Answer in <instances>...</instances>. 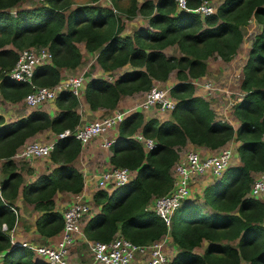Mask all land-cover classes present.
I'll list each match as a JSON object with an SVG mask.
<instances>
[{"label":"trees","instance_id":"1","mask_svg":"<svg viewBox=\"0 0 264 264\" xmlns=\"http://www.w3.org/2000/svg\"><path fill=\"white\" fill-rule=\"evenodd\" d=\"M18 1L0 0V92L6 99L19 101L32 89L30 83L8 76L18 51L30 46L47 45L52 53L51 63L36 68V85H53L60 80L59 67L77 66L82 61L80 41H84L86 50L96 52V61L105 70L127 62L135 67L112 80L89 77L84 95L91 109H113L121 95L146 91L154 80H166L176 70L177 81L169 91L177 101L169 118L145 117L137 109L118 124V137L109 146L110 162L135 173L129 182L111 191L102 188L94 192L93 201L100 210L86 220V238L108 241L120 233L133 243L148 244L169 231L179 246L169 264H264V201L248 194L256 173L264 170V0H221L216 11L204 17L192 10L201 0H188L189 9L178 13L174 0H144L139 5L137 0H130V5L123 8L119 0H112L114 7L127 16L136 12L148 16L151 28H139L132 36L121 35L120 13L109 6L70 7L71 0H43L34 7L16 8L12 14L10 7ZM252 17L261 29L254 36L243 67V93L233 105L239 124L234 127L216 117L209 100L195 93L190 78L206 72V59L213 54L231 59L244 39L243 26ZM169 44H177L182 54L167 55L163 49ZM54 101L59 110L53 115L36 107L6 122L0 114V158L4 160L0 184L1 264H50L34 260L29 247L11 243L9 231L16 221L11 206L16 207L13 200L19 192L40 211L35 220L38 232L51 236L63 226L54 194L57 190L76 193L83 188V174L72 164L82 144L71 134L56 139L49 154L56 165L31 182L23 184L22 166L12 159L35 133L50 129L58 135L80 123L76 110L79 100L73 92L62 91ZM137 131L154 139L155 145L145 149L133 136ZM232 138L240 142V163L228 166L204 187L203 197L211 212L197 203L183 202L175 210L169 230L148 204L171 188V167L180 148L190 142L215 149ZM2 222L7 230L1 229ZM204 241L203 252H196L194 248Z\"/></svg>","mask_w":264,"mask_h":264},{"label":"built area","instance_id":"2","mask_svg":"<svg viewBox=\"0 0 264 264\" xmlns=\"http://www.w3.org/2000/svg\"><path fill=\"white\" fill-rule=\"evenodd\" d=\"M174 1L178 9H189L188 0ZM216 8L214 0H201L192 10L204 17L207 14L214 13ZM51 62L52 53L47 45L30 46L18 51V57L9 70L8 76L16 80L26 81L32 85V89L22 99L28 107L36 108L47 101H54L62 91L70 90L78 97L84 90L86 84L85 73L70 75L65 79H60L53 85L34 84L33 76L36 68ZM169 88L168 86L155 87L153 85L145 91L144 98L137 106L138 109L171 111L175 107L177 99L170 94ZM241 95L233 99L231 106ZM130 112V110H114L107 115L80 123L73 130L65 129L58 136L71 134L81 144H85L92 138L117 128L118 124ZM133 136L143 143L145 149H150L155 145L154 139L145 137L140 131H137ZM115 139L114 136L106 138L102 145L109 147ZM54 142L36 139L27 141L12 155V159L23 160L36 156H49ZM232 154L233 149L228 145H223L218 151L210 154H201L197 150H188L185 153L180 151L178 159L171 167V188L164 194L154 196L150 200L148 208L163 218L168 228H170L175 210L191 194L192 181L200 175L221 176L225 169L230 166ZM1 170L2 165L0 166V173ZM133 176V171L127 167L112 166L102 171L97 177V189L103 188L111 191L115 186L129 182ZM2 178L3 176L0 174V184ZM248 194L264 201V170L256 173ZM11 209L17 217V208L11 206ZM61 213L63 226L59 231L60 236L55 244H37L31 241H21L18 244L29 247L35 254L41 255L50 264H69L66 258L68 249L74 242L76 234L81 231V223L89 218L91 206L85 200H75L64 208ZM1 226L3 230H7L5 222H2ZM160 239L148 244H136L120 233H116L108 241L86 238L92 250V259L87 264H169L171 259L164 250Z\"/></svg>","mask_w":264,"mask_h":264},{"label":"crops","instance_id":"3","mask_svg":"<svg viewBox=\"0 0 264 264\" xmlns=\"http://www.w3.org/2000/svg\"><path fill=\"white\" fill-rule=\"evenodd\" d=\"M137 1L139 5L144 0H137ZM217 1L219 3L221 2V0H217ZM89 5L109 6L112 7L118 13H120L123 22V29L121 31L122 32L121 34L124 36H132L135 30L142 27L151 28L147 15H144L143 13L140 12H136L131 16H127V13L125 11H122L114 7L112 0H91V3H89ZM178 12H181V9L176 8V13ZM78 46L82 52V61L75 67H65V66L59 67L61 74L60 79H65L70 75L86 73L85 76L86 81L89 77H103L112 80L118 74L135 68L134 66H132L130 63L127 62L122 66L117 67L113 70H105L97 63L96 52L95 51L90 52L86 50L84 41L78 42ZM163 51L167 55L179 56L182 54L177 44H169L166 47H164ZM240 52L241 51H239L238 54ZM211 56H209L206 59V63H207L206 72L200 77L206 75L210 76L209 71L211 69V63L209 62V59L211 58ZM234 57L235 56L227 60L228 62H230L229 64L230 67L232 68H236L231 63V60ZM218 60L219 62H226L223 61L222 59H218ZM221 66L222 65L218 63V67L221 68ZM176 81H177L176 70L174 69L169 73V76L166 80H154L153 85H165L171 87V85ZM193 83H195V81H193ZM209 83L211 84V82ZM211 88L212 87L209 86L208 84L205 85L203 89H200L199 92L195 91V93L209 100L210 105L214 110H215V105L217 107L218 106L222 107V109L227 108V105L229 104L226 99L227 96L224 95V92L230 91V88L227 86V82H225V84H221V87L215 90L213 93ZM239 93H243L242 89L241 92ZM144 95H145V91L143 90L136 91L129 95L126 94L121 95L118 100L117 106L113 109H108V108L91 109L90 105L85 99L84 90H83L81 94L78 96L79 102L76 106V110L80 113V123H85L92 119L101 117L103 115H107L114 110H130V111L137 110L138 108L137 107L135 108V106L141 102V100L144 98ZM39 107L45 109L50 115H53L57 110H59L55 101H47L41 104ZM31 109H32L31 107H28L26 104H24L22 99L19 101H11L9 99H5L4 103H0V114L3 115L4 120L6 122L14 120L21 116H25ZM142 112L144 113L145 117L156 116L159 119H165L170 117V111L165 112V111H158L156 109H150L148 111L142 110ZM226 114H227V118H226L227 121H229L234 127H236L239 124V121L236 118V116L233 114V106L226 111ZM112 136H114L115 138L118 137L117 128L111 130L110 132L100 134L92 138L89 142L82 144L81 150L78 153V155L73 159L72 164L75 167H77L83 174V183H84L83 188L81 191L76 193L67 190H57L53 197L55 201L56 210L62 212L64 208H66L70 203H72L75 200L87 201L92 208L91 214L100 210V205L96 204L93 201V194L97 190V180H98L97 177L99 176V174L102 171L113 166V164L110 162L111 151L109 147L102 145V142L106 138H110ZM58 137L59 136L54 132H52L50 129H44L42 131L35 133L27 141L34 139H41L45 141H56ZM239 143L240 142L238 140L232 138L225 144L233 149L230 165H236L240 163V159L237 151V147ZM193 148H195V150L199 151L201 154H210L218 151L220 147L211 149L206 146L194 145ZM23 160L26 161V164L24 163L25 161L22 162ZM23 160L17 161V159H14V161H16L19 167L22 166V169L21 168L20 169L23 175V184L35 180L39 174L48 172L56 165L51 160L50 156H36V157H31L30 159H23ZM3 161H4L3 159H0V166L3 164ZM134 173L135 171H133V175ZM213 178L216 179V177L210 176L208 174L200 175L196 177L191 183V192L194 190L197 191L199 195H201L202 190L204 189L206 184L213 182L215 180ZM13 201L17 207L18 215H20L19 217L20 219L19 218L16 219L14 226L9 231L12 244H18L21 241H31L37 244L39 243L55 244L57 242L60 236L59 232L51 236H45L38 232V230L36 229L35 220L40 214V211L36 210L32 204L26 202L21 192L18 193V195L16 196V198H14ZM86 220L81 223V231L76 234L74 242L70 245L68 249L66 258L69 264H87L92 259L91 247L88 245L86 241V237L84 236L83 233V227ZM160 241L163 243V248L171 259V257L176 253V251H178L179 246L172 240V237L169 234V232L166 233L164 236H162ZM231 243L233 244L234 241H231ZM205 244L206 241L202 242L201 246L195 247L194 250L196 252L202 253ZM33 256H34V260H45L41 255L33 253ZM2 257H3V251L0 250V264L2 262ZM241 264H248V263L246 261H242Z\"/></svg>","mask_w":264,"mask_h":264},{"label":"rangeland","instance_id":"4","mask_svg":"<svg viewBox=\"0 0 264 264\" xmlns=\"http://www.w3.org/2000/svg\"><path fill=\"white\" fill-rule=\"evenodd\" d=\"M42 2H43V0H19L16 3V5L10 7V10H11V13L14 14V11L16 10V8L20 9V8L34 7V6L41 4ZM71 2L72 3L70 5V7H75V6H79V5H89V3H91V0H71ZM118 3L122 7H127L130 5V0H119ZM214 3L216 4V6L219 4V2L217 0H214ZM260 29H261V24H259L253 17L248 21L247 24H245L243 26L244 39H243L242 43L240 44V46L236 52L237 55L235 54L234 55L235 57L231 60L232 65L236 68L230 67V64H229L230 62L222 59L219 55L213 54L211 56V58L209 59V62L211 63V69L209 71L210 76L206 75L203 77L198 76L197 78H190L191 81H195V83H194L195 91H197V92H199L200 89H203L205 85L209 84V86L212 87L211 89H212V93H213L215 90H217L218 88L221 87V84H225V82H227V86L230 88V91L224 92V95L227 96L226 99H227V102L229 105H227V108H225V109H222V107H219V106L217 107L215 105L214 111L216 113L217 118L227 120L226 119L227 118L226 111L232 107L231 105H232L233 99H236L238 97V95H241V93H239V92H241L240 85H241L242 76H243V67H244L245 61L248 57V53H249V50L251 48L254 36L256 33H258L260 31ZM239 51H241V52L238 54ZM218 59H222L223 61H226V62H219ZM218 63H220L224 69L222 68V66H221L222 69L219 68ZM85 76H86V73H85ZM106 79H108V78H106ZM209 82H211V84ZM162 86L164 87L165 85H155V87H162ZM5 99L6 98H4L0 92V103H4ZM137 106L138 105H136L135 108ZM132 111H134V110H132ZM219 111H221V112H219ZM36 140L45 141V140H41V139H36ZM193 146H194V144L188 142V143H186V145H184L180 148V151H181V153H185L188 150H195V148H193ZM17 161H20V160H17ZM24 161L25 160H23L22 162H24ZM22 162H21V164H22ZM24 163L26 164V161ZM0 174H1V176H4V171L1 170ZM213 179H215V178H213ZM185 202L197 203V204L201 205V207L203 208L204 211L211 212V209L209 208L208 204L204 200L203 190H202L201 195H199L197 193V191L193 190L191 192L190 196L186 199V201H184V203ZM19 217H20V215L17 214L16 219H18ZM1 229H2V226H1ZM33 259H34V256H33Z\"/></svg>","mask_w":264,"mask_h":264}]
</instances>
